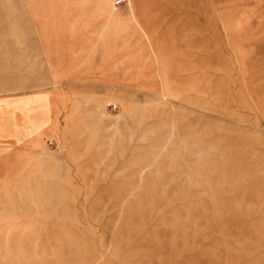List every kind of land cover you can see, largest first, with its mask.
Returning <instances> with one entry per match:
<instances>
[{
  "label": "rangeland",
  "instance_id": "obj_1",
  "mask_svg": "<svg viewBox=\"0 0 264 264\" xmlns=\"http://www.w3.org/2000/svg\"><path fill=\"white\" fill-rule=\"evenodd\" d=\"M0 264H264V0H0Z\"/></svg>",
  "mask_w": 264,
  "mask_h": 264
}]
</instances>
